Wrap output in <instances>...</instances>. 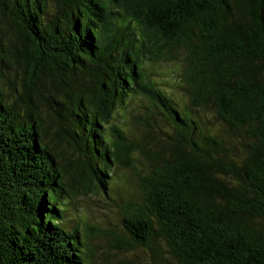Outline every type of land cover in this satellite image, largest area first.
Listing matches in <instances>:
<instances>
[{"label": "trees", "instance_id": "1", "mask_svg": "<svg viewBox=\"0 0 264 264\" xmlns=\"http://www.w3.org/2000/svg\"><path fill=\"white\" fill-rule=\"evenodd\" d=\"M0 22V264H99L98 231L68 215L110 198L115 167L141 192L122 247L264 264V0H0ZM161 63L182 101L150 77Z\"/></svg>", "mask_w": 264, "mask_h": 264}, {"label": "rangeland", "instance_id": "2", "mask_svg": "<svg viewBox=\"0 0 264 264\" xmlns=\"http://www.w3.org/2000/svg\"><path fill=\"white\" fill-rule=\"evenodd\" d=\"M0 28L6 33L8 27L5 22H0ZM176 65L161 63L153 67L151 78L159 83V87L164 89L169 95L174 97L179 102L184 99V94L177 87L179 84L174 82L177 79L179 71ZM8 84L11 80L15 81V88L20 92V78H13L12 73L7 75ZM9 86V85H8ZM7 86V87H8ZM9 88V87H8ZM11 96L10 101H14L15 94L9 93ZM131 113H138L133 105H130ZM210 116V115H209ZM133 116H124L120 111L113 116L116 124L123 123L124 120H129L128 125L125 123L126 130L130 136L131 141L136 143L143 142V127L138 122L132 120ZM210 124L220 127V124L215 122L211 117L209 118ZM209 125V124H208ZM165 129V128H164ZM153 136V135H151ZM164 141L158 139L154 144L161 145ZM151 145V143H149ZM150 147H155L151 145ZM134 165L138 171L143 173L148 171V165L145 160L138 162L134 161ZM114 184L112 185L111 196L107 198L103 194L89 193V195L79 196L71 203L69 212L70 218L83 217L90 227L96 229V235L90 238V244L95 250V259L99 264H176L172 261L167 254H164L163 259L155 257L154 252L147 249H132L129 246H123L117 242V236L124 237L125 230L122 223L121 207L128 202V199L141 198V192L137 186V179L133 172L129 169L115 167L114 171ZM117 182V183H116ZM75 219H71L70 223H74Z\"/></svg>", "mask_w": 264, "mask_h": 264}]
</instances>
